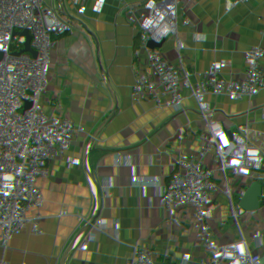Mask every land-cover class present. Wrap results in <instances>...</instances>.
<instances>
[{"label":"crops","instance_id":"0c3cea01","mask_svg":"<svg viewBox=\"0 0 264 264\" xmlns=\"http://www.w3.org/2000/svg\"><path fill=\"white\" fill-rule=\"evenodd\" d=\"M33 3L29 13L20 0H0V16L13 22V37L0 40V127L5 137L32 156L30 164L13 169L7 215L0 227L2 242L41 257L43 262L36 264H159L164 260L147 222L137 239L91 229L94 205L102 200L94 185L98 159L87 153L76 131L66 129L58 143L52 141L59 123L66 121L62 104L79 101L81 84L101 55L112 66L97 86L112 110L108 126L137 131L136 163L142 174L137 181L134 168L127 167L112 180L132 195L142 194L155 213L175 191L186 193L183 208L201 209L203 183L211 176L222 177L225 184L218 196L224 203L223 217L217 225L198 231L168 224L171 249L186 261L207 257L208 264H251L256 255L264 259V185L248 205L242 200L245 187L240 182L242 173L264 167V115L250 111V106L260 103L246 97L235 107L236 126L226 114L212 128L185 141V132L194 131L225 98L227 72L204 77L192 73L181 84L191 96L183 105L185 123L148 111L137 113L134 123L120 120L123 100L131 89L153 81L174 83L170 67L178 52H164L161 33L171 18L186 17L187 0H124L107 11H98L92 0ZM253 7L254 16L239 9L228 25L209 14L203 26V34L213 38L210 54L231 69L242 66L246 76L258 70L253 53L264 60L263 0H255ZM195 39L187 33L188 41ZM120 42L126 51L118 48ZM43 79L46 90L23 119L19 114L40 91ZM145 120L150 123L147 130ZM41 136L45 140L37 144ZM228 231L230 253L222 247Z\"/></svg>","mask_w":264,"mask_h":264},{"label":"built area","instance_id":"2783aa9c","mask_svg":"<svg viewBox=\"0 0 264 264\" xmlns=\"http://www.w3.org/2000/svg\"><path fill=\"white\" fill-rule=\"evenodd\" d=\"M71 1L76 3L77 0ZM92 1L98 11H107L112 7L120 6L124 0ZM254 1L187 0L184 8L186 17L171 18L161 33L164 52H178L177 58L170 67V77L174 83L153 81L137 89H131L123 100L120 120L134 123L137 113L148 111L150 115L158 118L170 121L177 119L179 123H185L187 114L183 105L191 96L181 84L192 73L204 77L208 74L222 75L227 72V75L223 76L225 98L194 131L185 132V141L212 128L218 119L226 114L233 118L235 125L237 118L235 107L248 96L252 97L254 102L260 103V105L250 106V111L264 115V89L260 88L264 83V60L257 52L253 53L251 57L258 62V70L255 74L246 76L242 66L231 69L210 54L209 45L213 42V38L203 34V26L209 14L228 25L239 9L254 16L256 13L253 7ZM27 3L30 8L34 5L33 0H27ZM188 32L196 38L195 41L187 40ZM12 37L13 22L0 16V40L8 42ZM245 45L249 47V42L247 41ZM118 48L122 51L127 50V46L122 42L118 44ZM111 68L109 58L97 56L92 74L81 84L79 101L74 105L62 104L60 110L66 115V121L59 123L52 136V141L58 143L66 129L76 131L80 134V140L87 153L98 159L99 175L94 185L100 192L102 200L94 205L90 220L91 229L94 232L108 229L117 237L137 239L144 229L143 222H147L154 229L157 241L164 252V260L159 264H208L207 257H197L195 260L186 261L179 253L171 249L170 237L165 227L168 224L180 225L190 231H198L217 225L224 215V203L220 200L218 192L225 184V180L220 176H211L203 183L204 201L201 209L183 208L181 203L186 198V193L175 191L158 205L155 213H152L150 204L142 194L132 195L117 182L109 179L106 176L108 172L117 174L127 167L134 168L137 181L142 179L136 163L137 131H129V129L116 131L108 126L107 122L112 116V110L108 98L100 95L97 90L100 78ZM241 77L244 78L240 79ZM52 117L54 118L55 115ZM149 125V121L143 122L144 129L147 130ZM235 126V131H238ZM20 128L21 124L16 123L17 132ZM44 140L41 136L36 143L42 144ZM148 154L147 150L143 153L145 156ZM31 162L32 156L21 150L14 139L5 137L0 127V227L7 215L13 169ZM245 163L244 161L243 164ZM240 182L245 187L242 200L248 205L253 204L264 185V167L260 171L242 173ZM228 233L223 239L222 247L230 253L232 237L230 231ZM42 262L41 257H35L27 250L5 245L0 235V264ZM251 264H264V259L256 255Z\"/></svg>","mask_w":264,"mask_h":264},{"label":"water","instance_id":"95a60500","mask_svg":"<svg viewBox=\"0 0 264 264\" xmlns=\"http://www.w3.org/2000/svg\"><path fill=\"white\" fill-rule=\"evenodd\" d=\"M21 4L23 5V8L27 11V12H31V8L28 6V3H27V0H20ZM94 69V68H93ZM93 69L91 70L90 74L88 76H90L93 72ZM87 76V78H88ZM46 90V85H45V81L43 79L42 81V85H41V89L40 91H38V93H36L30 100L29 102H27V104L23 107V109L21 110L19 116L22 117L23 116V119L25 118V115L31 110V108L33 107V105L36 103V101L43 95V93L45 92ZM107 177L110 178V179H113V178H117L118 177V174H113L112 172H108L107 173ZM66 216H67V213H66ZM74 234V238H75V232L73 233ZM73 244V242L71 243V245ZM66 251H64L62 253L65 254Z\"/></svg>","mask_w":264,"mask_h":264}]
</instances>
